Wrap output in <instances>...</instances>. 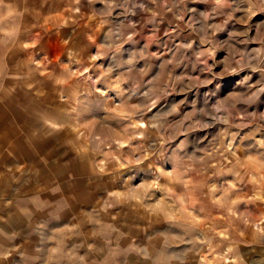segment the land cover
<instances>
[{"label":"rangeland","instance_id":"1","mask_svg":"<svg viewBox=\"0 0 264 264\" xmlns=\"http://www.w3.org/2000/svg\"><path fill=\"white\" fill-rule=\"evenodd\" d=\"M131 7L0 0V264H264V0Z\"/></svg>","mask_w":264,"mask_h":264},{"label":"crops","instance_id":"2","mask_svg":"<svg viewBox=\"0 0 264 264\" xmlns=\"http://www.w3.org/2000/svg\"><path fill=\"white\" fill-rule=\"evenodd\" d=\"M181 4H183V0H153L150 3H145L141 7L132 5L129 9V13L131 14L130 17L133 19V28L136 26L132 38H134V36L137 37L142 40L143 44H147L149 47L180 43L181 40L178 38H169V31L167 32V30H180L175 23V18L178 19L176 15H178ZM244 6H246V4H244ZM243 8V12H246V8ZM146 30L150 32L148 34L144 33ZM155 31H160L161 33L157 34ZM18 254L20 264H37L40 261L43 264H47L49 262V259H47L45 255L40 256L41 253L39 252L36 256L28 252H20ZM18 254L15 252L13 256L16 257ZM11 261L12 255H10L9 259L5 258L3 264H10Z\"/></svg>","mask_w":264,"mask_h":264},{"label":"built area","instance_id":"3","mask_svg":"<svg viewBox=\"0 0 264 264\" xmlns=\"http://www.w3.org/2000/svg\"><path fill=\"white\" fill-rule=\"evenodd\" d=\"M120 1L121 3H128L130 4L131 6L135 5V6H143L145 3H150L152 2L153 0H118Z\"/></svg>","mask_w":264,"mask_h":264}]
</instances>
